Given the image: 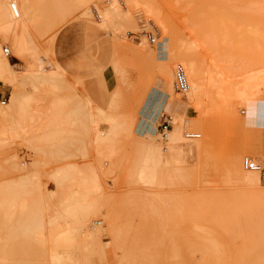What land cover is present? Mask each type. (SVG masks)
Segmentation results:
<instances>
[{"label":"rangeland","instance_id":"374dc122","mask_svg":"<svg viewBox=\"0 0 264 264\" xmlns=\"http://www.w3.org/2000/svg\"><path fill=\"white\" fill-rule=\"evenodd\" d=\"M32 1L37 21L23 37L30 56L12 61L19 75L30 66L64 76L49 79L54 87L21 77L31 101L0 117V203L15 196L30 208L0 206V255L16 254L1 255L0 264L45 262L53 241L75 229L76 217L62 215L70 195L86 192L95 177L93 220L103 224L94 229L89 264H264V180L257 174L260 184L251 183L242 165L245 156L264 154V0H136L131 7L116 0L127 16L105 25L101 9L111 0L74 8L79 0H60L73 9L56 20L54 0ZM12 43L0 31L2 47L11 51ZM184 52L200 68L197 101L184 93L181 75L175 83ZM168 64L174 91L164 115L173 127L185 114L186 140L172 148L136 132L148 95L165 88ZM11 95L0 84V102ZM111 115L133 128L104 136ZM180 161L184 175L174 172ZM72 166L59 183L58 172Z\"/></svg>","mask_w":264,"mask_h":264},{"label":"bare ground","instance_id":"6f19581e","mask_svg":"<svg viewBox=\"0 0 264 264\" xmlns=\"http://www.w3.org/2000/svg\"><path fill=\"white\" fill-rule=\"evenodd\" d=\"M61 1H63V0H61ZM77 1L78 0H76L75 2H77ZM117 1H122V0H117ZM117 1L111 0L107 7H104L101 9V14H102L101 20L103 22L102 23L103 25H105L108 22L114 21L116 19H121L124 16L125 17L127 16L125 13H123V9L121 8V4H119L120 2H117ZM54 2L55 3H53L52 9H53V12L55 13V16L57 14L63 13L64 11H65V13L66 12L68 13L69 10L71 11V9H73L77 5L87 4V1L79 0L75 4H73L74 2L71 3L72 7H73L72 8L71 6L68 7V5H66V4L64 5L63 4L64 2H60V0L57 3L55 0H54ZM127 4L129 5V7H131V6H133V4H136V0H127ZM44 6H45V4H44ZM97 8H99V7H97ZM65 13H63V15ZM87 14H90V8L89 9L87 8ZM36 15L37 14L35 12V6H34L32 0H0V31L2 32V34L5 37L13 39V43L11 44L12 45L11 51L7 48H3L2 45L0 44V84H3L4 86L12 88V95L9 99V103L7 104L5 102H0V117L8 118V117L13 116L15 113H17L19 110H21V108L24 104L31 101L30 97H26L22 92V87H21L22 85L20 84V80H21L20 78L21 77L24 76V78L26 77V78L38 79L39 81H41L42 84L39 82L38 83L41 84L40 86H42L44 83L53 81V80H49V79H52L53 77L57 78V77L63 75L62 72L60 71V69L51 71L52 74H50L48 77L44 75L46 72L44 70H42L41 67L36 68V69H34L33 67H30V66L25 67L22 69V73H23L22 75H19L20 73L16 70V67H15L16 65H14L12 60L15 59L18 61H22V60H25L27 56H30V54H29L30 49L28 48L27 43L24 41L23 37L25 35V32L27 30H29L31 28V26L36 24V21H37V19L35 20ZM58 16L59 15H57L55 20L58 18ZM59 17H61V15ZM36 18H37V16H36ZM54 21H52V22H54ZM260 33H261V35H260ZM259 35L260 36H258L259 37L258 40H259V42L261 41V43H263L264 38H262V37H264V33L262 34V32H259ZM260 38H261V40H260ZM156 41H157V39L155 37L154 43H156ZM263 48H264V45H263ZM263 48L260 51L263 52ZM179 55H180L179 59H178V61L176 59L175 63H177V62L181 63L182 62V64H184L186 66V69H187L188 74H189L188 77H190L191 83L189 86V82H188V78H187V74H186V69L181 64L177 65L176 69H175V83H176V78L180 79V75H182L183 78L185 79V82H186V89H185L184 93L186 94L187 91L189 90V92H188L189 97H191V99H194V101H197L196 99L198 97L200 99V97H201L200 92H202L201 90L203 89L202 88L203 85L201 83V77H200V68L198 66L197 61L195 60V58L190 53L184 52V53H181ZM263 56H264V54H263ZM175 63H172V64L174 65ZM55 68L58 69V67H55ZM163 69H164L163 81H164L165 88H164V90L153 89L151 91V93L148 95V97L144 103V106L142 107V110L140 111V114H139L141 119L137 123L136 132L142 137H149V138H155V137H158V135H159L162 139L167 140V144L172 148V147H175L177 145H180L183 141L186 140L185 135L183 134V129L185 127V123H184V119H185L184 115L185 114H183V117H181L180 115H178V116H180V118H178V116L176 117L175 121L173 122V127H171V129L166 132L165 136H163L159 133V130L157 127L159 124V120L161 119L162 116H164V111L166 110L167 106L172 102L173 91H174L173 90L174 83L172 81L173 80L172 78L174 75L173 66L168 64L167 66L165 65ZM33 82H34V80H33ZM52 83L53 82L47 83V84H48V86H53V87L57 85L56 83L54 85H52ZM47 84H44V86L45 85L47 86ZM36 85L37 84H34V87H36ZM37 86L40 87L39 85H37ZM38 87H36V88H38ZM175 88H176V85H175ZM199 94H200V96H199ZM182 103H181V105H182ZM61 108H62V99L59 98V99H55V101L53 100L52 109H53V112L55 114L54 115L55 118H56V116L58 117V114H59ZM175 110H176V108H175ZM105 114H107V113H105ZM176 115H177V113H176ZM107 116H108V114H107ZM107 116H105L104 119H107ZM106 124L108 125L107 131H104V130L102 131V134L104 136H107L109 134H114V133L117 134L123 128L130 130L131 128H133V125H134L132 120L130 121L129 119H122L119 117H115L113 115L110 116V118ZM171 126H172V121H171ZM189 134H191V133H189ZM186 138L189 140L190 139H199V138H189L188 134H186ZM200 138H201V135H200ZM180 157H181V155H180ZM12 161H13V166H14L13 168H15V170L19 169V166H18V163H17V160L15 157L12 159ZM179 164H181V166H182L183 163H181V161H180L178 163V166H179ZM242 165H243V160H242ZM176 166L177 165H175V167H173L174 172L175 173L178 172L179 175H184L183 173L180 174L181 171L183 172L184 166L183 167H181V166L176 167ZM75 169L76 168L74 166H72V167H68L66 169L60 170L58 172L59 175L61 176L58 179L59 183H62L65 180V178L68 177L67 175H69L71 173V171H73ZM245 171H247V170H245ZM247 172H250V171H247ZM251 175H252V178L249 181L251 183L259 185L260 181H259V176H257V173L251 172ZM26 179L27 178H25V181H26ZM28 179H29V177H28ZM89 180L90 179H88V181ZM26 182L29 183L28 181H26ZM90 183L92 184V186L89 187V185H88V188L85 189L86 192H84L83 194L78 193V191H73V193L71 192L72 194L70 195V198H69L70 204H68V209L64 213H62V215L76 217V219L74 220L76 222L75 229L73 228L74 230L72 229L73 230L72 232L70 230L69 233L66 232V234H63L59 237L57 236L58 238L55 241H53L54 242V250H52L50 255L48 254L49 255L48 258L45 256L46 257L45 262H43V263L41 262L40 264H60L61 262H65L66 264H89V262H90L89 261L90 260V247L92 246L94 241H96V233H95L94 229H96L95 227L102 226V224H103L100 221H94L93 220V218L96 217L97 209L99 208V207L98 208L95 207V203H96L95 199L96 198L94 196L95 193L97 195V193L100 192L99 184L97 182V178L95 177L94 180H92ZM25 184H24V186H25ZM29 184H31V183H29ZM24 186H23V188H24ZM100 186H102V185H100ZM16 188H18V187H16ZM10 189H12V187ZM12 192H11V194H12ZM0 206H5V209H6V207L15 209V207L18 206L22 210H25V211H22V213L27 212L26 209L29 212V209H30L29 207H28L29 209L27 208V202L25 201V199L19 198V202H18L17 198H15V196L7 198L4 203L3 202L0 203ZM3 214H4V216L5 215L9 216V215H11V212H3ZM111 214H113V213H111ZM107 215L109 218L106 219V222L110 223L108 225V228L111 231V233H114V229H115L114 220L112 222L111 219H113V218H112V216H110L108 214V212H107ZM12 216H13V214H12ZM9 218H12V217H9ZM10 220H8V221H10ZM1 224H3V222H1ZM6 238L9 239L10 237L7 236ZM53 238L55 239V236ZM13 253L14 252H12V253L2 252L1 255L2 256L16 255L15 253L14 254ZM3 264H6V263H3ZM30 264H32V263H30Z\"/></svg>","mask_w":264,"mask_h":264},{"label":"built area","instance_id":"2783aa9c","mask_svg":"<svg viewBox=\"0 0 264 264\" xmlns=\"http://www.w3.org/2000/svg\"><path fill=\"white\" fill-rule=\"evenodd\" d=\"M149 40L154 43L155 37L152 34L148 33ZM182 76V75H181ZM183 77V76H182ZM181 81V79H179ZM185 89H186V82H185ZM184 89V90H185ZM162 123L159 125L158 130L159 133L163 136L166 135V132L171 129V121L170 117H166L165 115L161 117ZM189 138H200L199 134H188ZM243 167L245 170L257 173L261 179L264 180V154L260 157H252V156H245L243 158Z\"/></svg>","mask_w":264,"mask_h":264},{"label":"crops","instance_id":"0c3cea01","mask_svg":"<svg viewBox=\"0 0 264 264\" xmlns=\"http://www.w3.org/2000/svg\"><path fill=\"white\" fill-rule=\"evenodd\" d=\"M106 82H107V80H106Z\"/></svg>","mask_w":264,"mask_h":264}]
</instances>
